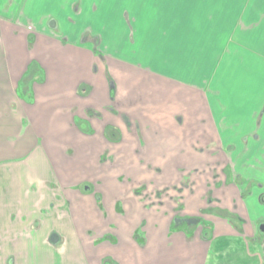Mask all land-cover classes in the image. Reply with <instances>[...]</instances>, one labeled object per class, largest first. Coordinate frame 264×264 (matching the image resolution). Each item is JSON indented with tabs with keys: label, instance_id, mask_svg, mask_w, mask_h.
<instances>
[{
	"label": "crops",
	"instance_id": "crops-1",
	"mask_svg": "<svg viewBox=\"0 0 264 264\" xmlns=\"http://www.w3.org/2000/svg\"><path fill=\"white\" fill-rule=\"evenodd\" d=\"M129 1L131 16L136 17L108 19L107 0H0V55L8 53L7 48L21 52V46L10 39L13 23L19 28L15 38L35 32L34 60L44 72L40 83L22 93L27 64L13 65L10 55L7 62L0 61V264L187 262L184 255H175L172 261L171 253L164 252H158L156 262L149 248L155 241L149 236L145 244L137 236L136 240L114 235L123 226L148 224V216L137 214L148 209L139 193L133 194V207L113 208L102 195L100 206H79L60 200L59 195H44L39 190L45 187L42 181L29 187L35 174L28 173L41 176L44 163L36 153L22 158L28 125L38 133L48 131L53 138L47 145L56 143V150L69 153V165L83 160L92 166L107 153L105 159L117 165L151 169L157 165L161 172L174 154L177 163H183L182 171L209 159L223 182L264 185V0L125 3ZM114 2L122 11L124 0ZM59 17H91L92 22L82 18L68 29V36L60 37L55 33ZM86 34L90 36L85 40ZM97 39L100 44L107 39L113 51H101ZM31 90L38 104L28 113L25 98ZM146 132L154 135L152 142L143 141ZM203 149L210 151L207 156ZM45 165L49 168V163ZM152 186L147 188L150 196L164 189ZM255 186H236V207L230 212L243 221L235 217L239 225L233 227L243 240L242 252L254 250L264 263V234L259 232L264 223V189ZM89 189L78 194L93 202ZM200 197V212L214 210L206 214L212 224L208 230L213 229L215 237H231L224 231L233 222L220 221L217 204H208L204 194ZM111 215L120 223L111 221ZM85 221L88 229L82 236L78 226ZM107 222L103 233L95 234ZM31 228L38 235L25 236ZM195 229L199 232L201 226ZM176 244L190 253L191 244L179 241L170 243L172 249L166 251L172 252ZM199 244V255L214 246L208 240ZM47 248L51 254L44 253ZM203 255L196 264H207Z\"/></svg>",
	"mask_w": 264,
	"mask_h": 264
},
{
	"label": "rangeland",
	"instance_id": "rangeland-1",
	"mask_svg": "<svg viewBox=\"0 0 264 264\" xmlns=\"http://www.w3.org/2000/svg\"><path fill=\"white\" fill-rule=\"evenodd\" d=\"M107 2L108 6H106V8L108 10V19H110L109 17H123L122 15H124V17H136L133 15L131 16L130 1L128 3H125L124 0L125 5L123 6L122 11L119 10L121 7L115 5L114 0H107ZM103 17H105L104 14H102V18ZM82 18L84 22L85 20L90 18V21L92 22L91 17H59V29L55 31V33L60 37L68 36V29L73 27V25H75V23H77L78 20ZM98 18L102 20L101 17H97L94 19ZM97 22H99V20H97ZM81 24L82 23H80V25ZM12 25V35L10 39L13 42H17L21 46V52L17 51L16 49L11 51L9 48H7L8 53H4V56L0 55V61H2L3 59V61L7 62L6 60L10 55L13 65L20 66L25 63L27 64L26 67L28 72L26 71V74L22 77V83L20 86L21 92L23 93L24 88L31 86L33 89V84L40 83L44 72L41 71L36 63L37 61L34 60L35 56L32 47L35 43V32H27L24 37L22 36L20 38H15L14 36L17 35L14 32H17L19 28L13 23ZM53 25L54 24L51 23V26ZM87 38L88 37H86L85 40ZM107 39L111 42H113L114 40L109 38ZM107 39L106 41L102 39L101 44L97 39L96 47L103 45L100 49L101 51H104V49L108 50V48L113 51L114 45L108 44ZM85 40L82 39V42L80 44H85ZM24 45L26 47V50L23 48ZM17 47L19 46L17 45ZM94 72L95 71H93V73ZM26 95L27 96L25 98V101L27 102V105H30L28 106L27 110L28 113H31L34 111L31 109L32 107L36 106L37 101L34 102L35 96L33 90H31V93L27 92ZM28 128V146L25 150V155L23 151L22 158L26 156L25 158L29 159L32 153V155L36 153V156L44 163V165H40L43 171V174L41 176L38 172L28 173L29 177H32V175L35 174L33 181L28 182V184L30 185L29 187L35 188L37 184L40 185L42 181L45 187H37V189L39 188V190H41L44 195H50V193H52L53 195H59L60 200L64 199L67 202L71 201L74 205L79 206H100L102 205V199L100 195H102V197H104V201L110 199V202L107 205H111L112 207L114 206L117 208L118 204L125 205L127 207H133V194L139 193L140 196H142L144 203H146V207L148 209L147 211L140 209L137 214L139 216H148V224L145 225L141 223L137 227L133 228H126L123 226L122 228L118 229L114 233V235H117L121 239H126L128 237H134L136 239L137 236L139 242L142 243L145 240V244H147V236H149L155 241L154 247L151 246L149 248L154 250L156 254V262L160 259V256H158V252H164L165 255L171 253L169 254V256H171L170 259H172V261L174 260L173 257L175 255H184L185 257H187V262L185 264H196L198 258H200V260H203L204 253H206V261L208 259L207 264H264L263 261L258 258V255L256 252H254V250L247 249L245 252H242V250L244 249V246L242 244L243 240H241V235L237 234V231L233 229L234 225L238 226L239 223L234 221L235 217H230L232 215V212L230 211H232L236 207L234 198V193H236V186L225 184L224 186H221V188L217 187V182H220L222 176L219 172V175L217 177V174L215 172L218 171L215 170L214 162L212 166L211 160L202 159L200 165H196L193 167L191 166L189 167V170L182 171V169L184 168L182 167L183 163L178 164V160L173 158L174 154H171L165 160L166 162L163 163L165 164V167H162L164 171L159 172V166L157 165L155 166V169H151V167L149 166L136 165L132 167H126L117 165V163L115 164L114 162H112V160L105 159V157L107 156V153H105L103 158L101 157L100 159H98L97 163L95 160V164L92 166H90L86 162H83V160H78L74 164L69 165L68 161L71 157L69 153L68 155H66V151L56 150V143L54 144V146L47 145L49 142L50 145L52 144L51 138H53V136L48 131L41 129L38 133L33 131L30 125H28ZM139 138V142H142V136L139 135ZM143 138V141L152 142L154 139V135L148 134L146 132L143 135ZM165 141L173 142L171 138H166ZM143 143L144 142H142L141 145ZM148 145L150 146L151 144ZM46 147H50L51 149H46ZM39 150H42L43 152H40ZM201 152L205 154L210 151L203 149ZM213 155L214 158L215 153ZM34 156H32V158ZM205 156L207 155L205 154ZM178 159H180L179 156ZM13 163L14 162H12V164ZM45 163H49L48 166L50 169L47 167V165H45ZM121 171L124 173L123 176H120V173H122ZM99 182H101V184H99ZM221 182H223V180H221ZM244 183L245 181L242 180L241 183L236 184L239 187V185H243ZM154 184L161 185L164 189H162L161 192L150 196L147 194V188L149 187V189H151L153 187L152 185ZM92 185L96 187L95 190L92 189ZM28 189H30V191ZM88 189L92 190L90 193L91 196L89 197L95 202H92L89 200V198L87 199L86 197H82L78 194V192L80 194H85L84 190ZM33 190V188H27L28 192H31ZM216 190L223 191L217 193ZM37 191L35 190L33 192L35 193ZM211 191H215L213 197L219 198L221 196L222 200L224 201L223 206L226 208V210L219 212V218L221 219L220 221H222L223 219H227V221L233 222V224L230 225L231 227L224 231L226 233H229L231 237H214V240H212V245L214 246H208L206 248L207 251L205 250L206 252L203 251L199 255L200 251L202 250L201 244L199 243H201V238L203 237L204 230L201 229L198 232L197 229L191 228L186 225L185 227H181V229L178 231L175 227L177 226L175 225V216L176 214H178L177 212H179V210H177V207L180 206V204L173 203L172 198L176 197L180 203L186 205V208L181 213L182 216H199L208 221L209 219H211V217L206 216L200 212V207L203 206V203L200 204L199 202L202 199L200 197L201 195L208 194L207 196H210ZM187 195L193 197L186 199ZM60 200L58 202L61 204L62 201ZM204 200L207 202V199ZM110 220H116V223H120V220H118L114 215L110 216ZM107 225L108 222L104 226L101 225L97 227L99 231L95 230V234H98L99 232L100 234L103 233V229ZM231 228L233 230H231ZM78 229V233L82 234V236L86 235L85 231L88 229V223L85 221V223L78 226ZM136 229L139 230L136 231L137 234L134 233ZM48 233L49 230L47 234ZM211 233L213 236L214 232ZM36 235L38 234L32 228L27 230L25 233V236L35 237ZM109 237L111 236L108 235L105 238ZM49 238H51L52 240L53 235L51 234ZM174 241H179L180 244L189 242V244H191V247L189 246V248L187 249L190 250V253L183 251V249L180 248L178 244L175 245L172 252L166 251L167 249H172L171 246L168 245ZM157 243H162L164 246H158ZM52 247L55 246L52 245ZM160 248H162L164 251H160ZM58 252L61 253L59 250ZM44 253L51 254V250L47 248Z\"/></svg>",
	"mask_w": 264,
	"mask_h": 264
},
{
	"label": "flooded vegetation",
	"instance_id": "flooded-vegetation-1",
	"mask_svg": "<svg viewBox=\"0 0 264 264\" xmlns=\"http://www.w3.org/2000/svg\"><path fill=\"white\" fill-rule=\"evenodd\" d=\"M89 36L90 35L84 36V39L86 37H89ZM217 177H218V175H217ZM241 182L242 181L240 180V182L238 181V182H235L234 184H235V186H237L236 183H241ZM225 184H228V183L227 182H221V181L219 183L217 182V187L218 188H221V186H224ZM245 184H249V186L256 185L255 187H258L261 190L264 189V185L261 184V183H256V182H254V183H252V182L250 183L249 182L248 183V182H245L243 185H245ZM228 185H230V184H228ZM239 186H242V185H239ZM216 191H217V193H219L220 191H223V190H216ZM214 192L215 191H211L210 192L211 195L209 194L210 196H207L208 194L205 195V198L208 200V204H211L212 206H214V204H217L216 207H218V208H216V209L218 210V212L225 211V210H222L223 209L224 201L221 198H214L213 197L214 196ZM262 197H264V194H262ZM172 200H173V203H179L180 204V206L177 207V210H179V212H177L178 214H176V216H175V219H176L175 220V225H177V226H175L176 229L179 231L181 229V227H185L186 225H188L191 228H198L199 226H201V229L204 230L203 237L201 238V240H205V241L208 240L209 242H212V240H214V237H215L214 236L215 232L213 231V229L211 231H209L208 228H207L208 226H210L212 224H209V222H207L206 220H204L202 217L192 218V217L182 216L181 213L186 208V205L180 203L179 200L176 197H173ZM201 212L204 215H206L207 213L210 214V213L214 212V210L212 208H210V209H206V210H201ZM230 217L231 218L232 217H236L241 222H243L239 217H237L234 214H232ZM262 227H264V223L260 224V226H259V232L262 233V234H264V232L261 229ZM211 232H214L213 233V236H212V233ZM241 233H243V232L241 231Z\"/></svg>",
	"mask_w": 264,
	"mask_h": 264
},
{
	"label": "water",
	"instance_id": "water-1",
	"mask_svg": "<svg viewBox=\"0 0 264 264\" xmlns=\"http://www.w3.org/2000/svg\"><path fill=\"white\" fill-rule=\"evenodd\" d=\"M261 229H262V231L264 232V227H262Z\"/></svg>",
	"mask_w": 264,
	"mask_h": 264
}]
</instances>
